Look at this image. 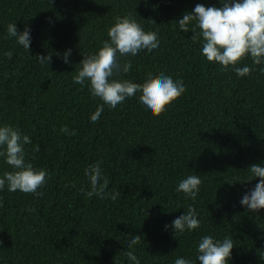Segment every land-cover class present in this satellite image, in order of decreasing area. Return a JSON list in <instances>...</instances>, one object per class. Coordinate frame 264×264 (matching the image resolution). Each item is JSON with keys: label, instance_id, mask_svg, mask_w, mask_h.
<instances>
[{"label": "trees", "instance_id": "trees-1", "mask_svg": "<svg viewBox=\"0 0 264 264\" xmlns=\"http://www.w3.org/2000/svg\"><path fill=\"white\" fill-rule=\"evenodd\" d=\"M197 4L223 7L221 0H0V126L28 135L26 161L50 176L38 189L42 196L7 185L0 191V264H132L129 250L140 264L181 257L199 264L196 250L206 235L233 239L229 264H264V209L250 212L240 203L259 182L247 170L264 167V65L238 77L207 61L202 41L191 40L193 25L184 33L176 23ZM125 16L157 32L160 45L120 57L132 67L113 79L143 84L149 73H163L182 80L186 91L160 117L137 93L115 109L104 105L93 123L103 101L73 76ZM9 23L30 29L28 53L8 37ZM50 53L49 65L35 58ZM245 65L253 66L250 57L238 66ZM97 162L109 181L105 191L121 193L115 201L80 191L91 190L85 170ZM11 171L0 157V177ZM192 174L202 180L195 200L176 191ZM189 207L201 227L176 236L172 222ZM137 235L145 244L129 249Z\"/></svg>", "mask_w": 264, "mask_h": 264}, {"label": "clouds", "instance_id": "clouds-1", "mask_svg": "<svg viewBox=\"0 0 264 264\" xmlns=\"http://www.w3.org/2000/svg\"><path fill=\"white\" fill-rule=\"evenodd\" d=\"M221 3L222 8H206L202 4H197L193 10L194 14L186 13L176 23L184 33L189 32V25H193L191 40L194 43L202 41V54L207 61L218 63L222 66V71L231 69L238 77L248 76L256 70L255 66L264 65V0H221ZM151 23L155 24L154 21ZM7 33L9 38H15L17 45L23 46V49L29 52L31 37L27 26L23 32H18L16 23H9ZM107 35L108 39L103 41L102 47L97 52L83 56L80 67L73 76V82L82 87L87 81L91 96L103 101V104L90 116L91 122L98 121L104 111V105L115 109L137 93H140L139 102L150 110L154 117H160L185 93L186 88L182 80H173L171 76L163 73L157 76L149 73L143 84L113 79L121 72L128 73L132 67L130 61L121 64L120 57L126 55L135 57L141 51L147 50L150 53L159 47L158 33L146 32L134 18L125 16L116 17V23L108 29ZM70 54L71 49L63 54L66 64L69 62ZM5 55L11 59L13 53L9 51ZM56 55L60 56L59 53ZM249 57L252 60V67L238 66ZM35 58L39 63L49 65L52 54ZM259 71L264 74V67H260ZM60 131L71 136L77 134L75 131H70L67 126H62ZM31 143V138L23 135L18 128L10 125L0 126V149H3L0 150V157H5L6 163L15 169L5 172L3 177H0V191L7 185L9 192L20 191L25 194L43 195L38 189L47 183L50 176L47 170L36 169L26 161L25 145ZM34 151L39 152L40 146L35 145ZM247 171L252 177L259 178V182L254 189L242 197L240 203L248 211L258 212L264 209V167L254 164ZM85 175L90 181L91 190L85 192L81 188L80 191L87 198L98 196L106 199L110 195L115 201L121 196L120 191L111 194L105 191L109 181L102 175L100 162L87 168ZM252 180L250 178L248 182ZM201 184L200 176L192 174L179 182L176 191L184 193L186 198L195 200ZM71 186L75 187V184ZM171 227L176 236L186 230L193 231L200 228L201 221L195 208L189 207L185 215L177 217L172 222ZM138 244H145L140 235L132 237L129 241V249ZM234 247V241L230 237L219 241L206 235L198 244L196 260L199 264H229ZM124 255L132 264H140L134 251H126ZM174 264H195V262L181 257L175 259Z\"/></svg>", "mask_w": 264, "mask_h": 264}]
</instances>
